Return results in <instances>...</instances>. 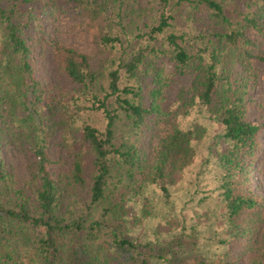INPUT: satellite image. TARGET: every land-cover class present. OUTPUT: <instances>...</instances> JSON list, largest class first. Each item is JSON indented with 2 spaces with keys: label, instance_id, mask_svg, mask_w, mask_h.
I'll list each match as a JSON object with an SVG mask.
<instances>
[{
  "label": "trees",
  "instance_id": "trees-1",
  "mask_svg": "<svg viewBox=\"0 0 264 264\" xmlns=\"http://www.w3.org/2000/svg\"><path fill=\"white\" fill-rule=\"evenodd\" d=\"M64 18L96 23L107 56L53 36ZM47 52L68 86L38 74ZM165 58L190 80L169 111L154 87ZM261 65L264 0H0V264H238L231 245L264 264ZM12 145L34 157L28 187L3 156ZM205 164L215 250L195 231L140 234L176 177Z\"/></svg>",
  "mask_w": 264,
  "mask_h": 264
},
{
  "label": "rangeland",
  "instance_id": "rangeland-1",
  "mask_svg": "<svg viewBox=\"0 0 264 264\" xmlns=\"http://www.w3.org/2000/svg\"><path fill=\"white\" fill-rule=\"evenodd\" d=\"M49 30L53 36L60 41L72 45L97 59L107 53L99 45V28L96 23H90L81 18H64L59 20ZM103 51V52H102ZM163 68L162 84H154L160 88V96L157 98L162 108L169 111L170 105L174 102L179 90L190 87V80L182 78L173 73V64L168 59H163L158 63ZM260 75L253 91V98L264 105V66H260ZM37 72L41 77L53 79L63 86H68L66 80L51 69V54L39 53L37 56ZM252 119L256 122L264 120V109L253 110ZM264 139V136H263ZM202 155L206 156L203 150ZM3 156L10 164L15 173V179L19 187H28V182L33 176L34 157L31 153H23L14 145L3 147ZM55 156L60 159L63 168H68L71 158L59 149H55ZM258 162H264V150L259 155ZM210 168L205 164L197 172L191 175L176 177L175 186L172 191V198L165 207L157 223L149 222L147 228L141 227L140 234L148 236H159L164 241L169 237L177 236L182 231H195L200 240L199 250L204 254H209L215 250L214 225L216 222V212L214 207V194L211 190ZM124 189H122L123 191ZM264 191V189H263ZM119 199V194H118ZM204 199V200H202ZM144 205L143 201L132 207L133 212H138ZM161 207V205H159ZM162 208V207H161ZM154 213V212H152ZM158 214L155 212L154 215ZM144 228V229H143ZM231 251H239L241 258L238 264H250L251 258L241 248L231 245Z\"/></svg>",
  "mask_w": 264,
  "mask_h": 264
}]
</instances>
